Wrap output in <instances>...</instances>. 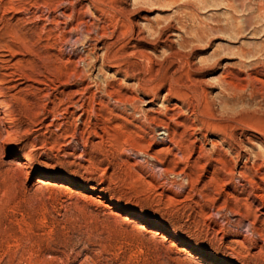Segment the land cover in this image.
I'll return each mask as SVG.
<instances>
[{"label":"rangeland","instance_id":"374dc122","mask_svg":"<svg viewBox=\"0 0 264 264\" xmlns=\"http://www.w3.org/2000/svg\"><path fill=\"white\" fill-rule=\"evenodd\" d=\"M0 264H264V0H0Z\"/></svg>","mask_w":264,"mask_h":264},{"label":"bare ground","instance_id":"6f19581e","mask_svg":"<svg viewBox=\"0 0 264 264\" xmlns=\"http://www.w3.org/2000/svg\"><path fill=\"white\" fill-rule=\"evenodd\" d=\"M71 34V33H70ZM102 58H104V57H102ZM108 59V58H107ZM104 61H105V59H104ZM107 61V60H106ZM84 62V61H83ZM146 77V76H145ZM142 78V77H141ZM147 78V77H146ZM155 79V78H154ZM140 81V80H139ZM150 81H152V80H150ZM171 81H172V79H171ZM141 82H144V77L141 79ZM150 85V84H149ZM148 85V86H149ZM171 85H172V83H171ZM180 92V91H179ZM173 94V93H172ZM192 94V93H191ZM184 96V95H183ZM165 98V97H164ZM167 98V97H166ZM55 120V119H54ZM57 120V119H56ZM159 129V128H158ZM162 129V128H161ZM166 131V130H165ZM167 136V138H169L168 137V135H166ZM163 141H165V139L163 140ZM168 141H169V139H168ZM140 156V155H139Z\"/></svg>","mask_w":264,"mask_h":264}]
</instances>
